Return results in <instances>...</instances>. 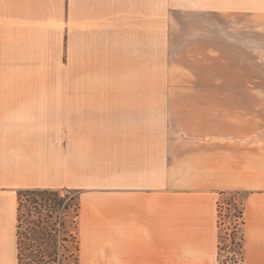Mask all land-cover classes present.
Returning a JSON list of instances; mask_svg holds the SVG:
<instances>
[{"label":"crops","instance_id":"0c3cea01","mask_svg":"<svg viewBox=\"0 0 264 264\" xmlns=\"http://www.w3.org/2000/svg\"><path fill=\"white\" fill-rule=\"evenodd\" d=\"M215 1L233 35L240 0ZM158 6L0 0V264H19L26 189L77 193L79 264H219V205L238 191L244 264H264V91H160Z\"/></svg>","mask_w":264,"mask_h":264},{"label":"rangeland","instance_id":"374dc122","mask_svg":"<svg viewBox=\"0 0 264 264\" xmlns=\"http://www.w3.org/2000/svg\"><path fill=\"white\" fill-rule=\"evenodd\" d=\"M216 5L215 0H159L157 79L160 91L214 89L215 85H220L216 79L221 77L224 79L221 84L224 89H241L248 85L254 86L256 92L264 91V19L258 14L264 9V3L256 1L252 6H248L247 0L236 3L238 12L231 27L233 35L216 33V28L225 31V27L231 26L230 20L227 22L229 25H225V20L221 25V17L216 15ZM254 8L255 13L250 11ZM248 13H253L255 17L248 16ZM218 47L222 49L223 60H216L215 48ZM66 57L64 52V63ZM69 74L70 67L64 65V75ZM230 76L238 77L239 82H226ZM240 78H252L254 83L241 82ZM64 89H70V84L64 83ZM248 101L252 100H244L245 103ZM254 103L256 115L262 116L264 98H255ZM60 191L77 196L72 190ZM30 196L25 192L19 195V203L29 204ZM232 196L243 201L245 195L227 194L222 197L225 222L220 228V236L226 239H222L220 264H236L238 249L234 240L237 241L241 230L232 216L231 204H227ZM25 210L23 208V212Z\"/></svg>","mask_w":264,"mask_h":264},{"label":"trees","instance_id":"16d2710c","mask_svg":"<svg viewBox=\"0 0 264 264\" xmlns=\"http://www.w3.org/2000/svg\"><path fill=\"white\" fill-rule=\"evenodd\" d=\"M24 192L32 196H30L29 204L19 203L18 207L19 264H79L78 216L80 206L77 196H69L64 191L49 189L20 190L19 195ZM225 194H240V192H226ZM233 196L227 200V204H231L232 216L241 230L237 241L234 240L238 249L234 262L244 264V202ZM23 208L26 212H23ZM221 237L222 235L220 236V251L222 250V239H226L225 236L222 239Z\"/></svg>","mask_w":264,"mask_h":264},{"label":"built area","instance_id":"2783aa9c","mask_svg":"<svg viewBox=\"0 0 264 264\" xmlns=\"http://www.w3.org/2000/svg\"><path fill=\"white\" fill-rule=\"evenodd\" d=\"M223 204V203H222ZM221 203H220V210H219V212H220V215H219V226H220V228L222 227V223H224L225 222V220L223 219V205H222ZM230 206V205H229ZM227 208L228 207H226V210H227ZM220 260H219V264H220Z\"/></svg>","mask_w":264,"mask_h":264}]
</instances>
